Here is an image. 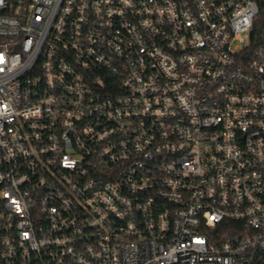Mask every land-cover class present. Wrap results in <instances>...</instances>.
Here are the masks:
<instances>
[{"label": "built area", "instance_id": "obj_1", "mask_svg": "<svg viewBox=\"0 0 264 264\" xmlns=\"http://www.w3.org/2000/svg\"><path fill=\"white\" fill-rule=\"evenodd\" d=\"M264 0H0V264H264Z\"/></svg>", "mask_w": 264, "mask_h": 264}, {"label": "trees", "instance_id": "obj_2", "mask_svg": "<svg viewBox=\"0 0 264 264\" xmlns=\"http://www.w3.org/2000/svg\"><path fill=\"white\" fill-rule=\"evenodd\" d=\"M264 15V14H263ZM262 24H264V16L262 17Z\"/></svg>", "mask_w": 264, "mask_h": 264}]
</instances>
